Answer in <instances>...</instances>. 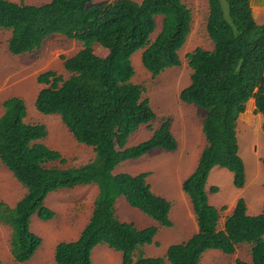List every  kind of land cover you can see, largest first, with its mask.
<instances>
[{
  "label": "trees",
  "instance_id": "trees-1",
  "mask_svg": "<svg viewBox=\"0 0 264 264\" xmlns=\"http://www.w3.org/2000/svg\"><path fill=\"white\" fill-rule=\"evenodd\" d=\"M207 2L206 31L213 47L198 46L186 54L191 79L179 94L183 102L204 110L206 144L196 168L182 182L198 229L188 239L169 245L164 257H152L140 248L155 242L158 226L138 227L121 220L116 200L123 195L131 206L163 226L173 225L172 202L152 190L151 172L115 173L114 169L119 162L156 148H178L170 118L163 119L149 138L128 145L130 136L156 117L144 96L145 86L133 81L132 56L142 49V64L153 76L180 66V50L191 32V8L185 0H49L41 4L0 0V28L11 30L8 48L12 53H32L54 35L82 43L74 55L61 56L67 78L52 69L38 75L43 87L35 107L43 114L60 115L73 137L95 152L82 166H49L66 163V158L43 142L47 125L25 121L23 98L10 96L3 101L0 163L26 191L14 206L0 201V222L11 229L14 257L0 264H22L34 256L42 238L31 229V219L33 215L45 221L55 217L46 204L51 192L87 184L99 188L91 216L76 239L56 244L57 264H94L92 250L100 243L121 251V264H200L209 249L232 254L247 243L251 260L238 258L235 264H264V204L261 212L249 214L245 198L239 197L220 227L226 205L219 208L210 203L207 189L214 166L232 171L236 187L246 183L237 122L251 98L263 116L264 132V23L256 21L251 0ZM158 15L161 28L153 37ZM98 47L106 49V54H98ZM217 191L216 185L209 187V192Z\"/></svg>",
  "mask_w": 264,
  "mask_h": 264
},
{
  "label": "rangeland",
  "instance_id": "rangeland-1",
  "mask_svg": "<svg viewBox=\"0 0 264 264\" xmlns=\"http://www.w3.org/2000/svg\"><path fill=\"white\" fill-rule=\"evenodd\" d=\"M47 1L49 0H25L30 4H41ZM96 1L101 2L104 0ZM185 3L192 11V26L190 35L180 50L181 65L166 68L157 76H153L142 64V49L136 51L132 56V63L135 68L133 81L145 86L144 96L149 98L156 117L149 123L142 124L130 136L128 145L147 139L165 118L171 119L177 132L176 136L181 142L184 138L189 140L192 135L190 126L188 124L184 126L186 120L192 124L195 131L201 132L204 110L194 104L183 102L179 94L190 83L191 79L192 69L188 64L186 54L198 46L211 49L213 42L206 31L207 0H185ZM160 27L161 17L157 16V28L153 37ZM10 33V29L0 28V115L3 113V101L6 98L10 96L23 98L27 105L25 121L45 123L48 127V135L43 139V142L52 149L60 151L66 158V163L56 161L51 162L49 166L78 167L88 163L95 155L93 148L78 142L62 122L60 115L43 114L35 107L36 95L43 87L37 81L38 75L52 69L67 78L69 73L64 68L61 56L74 55L82 48V43L63 35H54L48 37L43 46L32 53L14 54L8 48ZM96 52L104 55L106 49L98 47ZM253 101V98L248 101L245 112L240 115L237 122L239 153L243 157L246 166V183L244 187H236L233 183L232 171L222 166H214L208 177L207 189L210 203L219 208L226 205V208L221 210L220 227H222L226 216L232 212L235 206L234 203L239 197L245 198L249 214H258L263 208V116L257 112ZM186 126H189V129H186ZM203 136L206 139L205 135ZM178 150L168 151L156 148L139 158L121 161L114 169V172L125 171L134 172L135 174L143 171L151 172L148 181H150L152 190L172 202V226L158 224L152 217L130 204V209L140 213L145 222L138 221L135 214H123L121 216L123 220L127 218L136 219L135 221L139 222L137 225L140 226H158L155 242L140 248L147 256L164 257L169 245L188 239L198 229L190 197L182 189L183 180L194 170L197 163L194 162L195 159L193 158L190 162L186 161V168L183 169L182 166L180 170H177L176 166L181 163ZM188 157V155H184L182 158L188 160ZM213 185L218 187L217 192H209V187ZM25 191V187L13 176L9 169L0 163V201L14 206ZM97 193L98 189L92 185L61 188L51 192L46 199V204L55 210L56 215L47 221L39 219L36 215L32 216L31 229L41 236L42 243L34 256L22 264H57L54 258L56 244L60 241L74 240L78 237L91 216ZM186 198L187 201L184 200ZM189 201L190 204H188ZM189 205V210H192L194 217L191 218L190 225L187 226L185 222L188 213H190L187 208ZM10 236V227L0 222V260L3 262L13 261L14 259ZM91 256L94 264H121L122 262V252L109 247L105 243L96 245ZM238 258L246 261L251 260L249 244L239 245L232 254H225L217 249H209L203 254L200 264H235Z\"/></svg>",
  "mask_w": 264,
  "mask_h": 264
},
{
  "label": "crops",
  "instance_id": "crops-1",
  "mask_svg": "<svg viewBox=\"0 0 264 264\" xmlns=\"http://www.w3.org/2000/svg\"><path fill=\"white\" fill-rule=\"evenodd\" d=\"M30 4V3H29ZM31 4H33V3H31ZM251 6H252V10H253V14H254V17H255V19H256V21L259 23V24H263L264 23V0H251ZM158 16H160L161 17V20H162V16L161 15H158ZM157 18V17H156ZM161 28V27H160ZM254 99V98H253ZM254 104H255V99H254ZM248 103V102H247ZM255 106H256V104H255ZM3 112H4V110H3ZM3 114V113H2ZM1 114V115H2ZM259 114H261V113H259ZM0 115V116H1ZM262 115V114H261ZM172 123V122H171ZM186 124H188L189 126H190V132L192 133V135H191V137H190V139L189 140H187L186 138H184V140L182 139V142L181 141H179L178 140V137L176 136V130H175V127H174V125L173 124H171V127H172V131H173V133H174V135H175V137L177 138V140L179 141V143H178V148L177 149H179L177 152H178V157H181V159H180V164L178 165V166H176V168H177V170H180V168H182V166H183V169L184 168H186V161L188 162H190V161H192L191 159H195L194 160V162L195 163H197L198 164V160H199V157H200V154H201V152H202V150H203V148H204V146H205V144H206V139H204V134H203V132H202V127H201V132L200 133H198L199 131H195L194 130V128L192 127V124H190V122L189 121H185L184 122V126L186 125ZM189 126H186V129L188 128L189 129ZM184 130H185V127H184ZM197 132V133H196ZM153 134V133H152ZM151 134V135H152ZM194 134H197V135H194ZM150 135V136H151ZM149 136V137H150ZM148 137V138H149ZM182 137V136H181ZM143 141V140H142ZM141 142V141H140ZM176 149V150H177ZM175 150V151H176ZM187 152H188V154H187ZM184 155H188L189 157H188V160L187 159H183L182 157H184ZM197 164H196V166H197ZM196 166H195V168H196ZM194 168V169H195ZM119 172H125V171H119ZM119 172H115V173H119ZM211 172V171H210ZM131 173V172H130ZM132 174H135L134 172L132 173ZM151 175V174H150ZM149 175V176H150ZM148 176V177H149ZM182 181V180H181ZM150 182V181H149ZM89 185H92V186H96V188L98 189V193H99V188H98V185L97 184H87V185H81V186H89ZM81 186H77V187H81ZM98 193H97V195H98ZM97 195L95 196V199H96V197H97ZM163 196V195H162ZM95 199H94V201H95ZM238 199V198H237ZM184 200H186L187 201V198L186 199H184ZM185 202V201H184ZM186 203V202H185ZM188 203V202H187ZM236 203V202H235ZM234 203V204H235ZM188 204H190V201H189V203ZM94 205V204H93ZM115 206H116V212H117V215H118V217L121 219V220H123L122 218H121V216L124 214H127V215H130V214H135V216H136V218H137V220L139 221L140 220V222H145V220H144V218L140 215V213H138L137 211H133L132 209H130V205H129V203H128V201L126 200V198L123 196V195H121V196H119L118 198H117V200H116V203H115ZM135 208V207H134ZM188 208V211L190 212V213H188V217L186 218V222L185 223H187V226L188 225H190V222H191V218H193L194 217V214H193V212H192V210L190 211L189 210V208H190V205L187 207ZM93 210V209H92ZM55 211V210H54ZM141 211V210H140ZM91 213H92V211H91ZM129 219V220H128ZM136 219H133V218H127L126 220H124V221H133V222H135V224L137 225V223H139L138 221H135ZM224 223V222H223ZM141 225H142V223H140ZM138 227H146V226H140V225H137ZM149 226V225H148ZM187 226H185V227H187ZM223 226V225H222ZM198 227V226H197ZM184 228V227H183ZM80 234V233H79ZM79 236V235H78ZM70 241V240H69ZM182 242V241H181ZM176 243H178V242H176Z\"/></svg>",
  "mask_w": 264,
  "mask_h": 264
}]
</instances>
